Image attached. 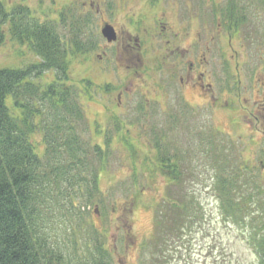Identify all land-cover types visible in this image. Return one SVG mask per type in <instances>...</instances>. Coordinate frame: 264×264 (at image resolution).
<instances>
[{"label":"rangeland","instance_id":"1","mask_svg":"<svg viewBox=\"0 0 264 264\" xmlns=\"http://www.w3.org/2000/svg\"><path fill=\"white\" fill-rule=\"evenodd\" d=\"M0 1L7 11L11 12L19 5L29 9L30 15L41 22L55 21L59 29L64 28L66 39H69V14L85 17L83 38L96 42L91 49L93 53L100 52V46L105 40L100 33L102 23L100 24V14L94 15L92 10L88 11L89 0ZM106 2L107 0L101 1V8L105 12L102 16L113 20ZM232 2L242 7L252 5L249 9L239 7L237 11L240 16L247 13L248 22H233V27L230 28L233 33L230 34L234 61L238 62L240 72L233 74V92L223 93L219 100H214V105L204 102L208 107H198L195 103L203 100L198 89H187L186 97L190 100V107L185 110L184 107L181 108V102L170 109L158 107L159 110H142L130 106L120 110L116 107L115 86L118 80L113 75L115 70L111 67L109 72L107 69L110 66L102 67L105 63L97 55L94 65L88 63L87 54L90 51L86 54L67 55L71 83L84 96L81 103L88 121L90 139L104 147L105 132L112 135L110 146L107 147L110 149L99 176L100 201L91 204L89 220L103 231L105 229L107 245L115 264H139L150 257L161 255L166 256V264H257L244 224H234L221 218L212 190L217 162L213 159V154L209 153V143H213V151H224L227 160H231L228 153L231 150L235 155L234 162H245L252 171H257L258 174L260 172L257 185L261 187V194L258 201L259 211L264 216V116L261 113H264V7L260 0ZM227 3L228 0H197V6L192 8L200 10L202 17L208 14L209 25L215 29L218 23L223 26L227 22ZM130 4L131 0H128L124 5ZM213 5L216 19L209 15L213 13ZM61 13L66 17L65 27L60 22ZM115 13L116 17L120 16L118 20H123L125 7L119 8ZM118 25L116 23L117 27ZM121 26L123 27L122 24ZM202 27L204 28V24ZM163 43V38L154 37L151 45L155 50L151 52L150 59L155 55L161 57ZM202 43L205 44L203 38ZM219 46V50L230 48L226 44V37L214 40V46L207 53L209 64L214 70L211 73H214L217 83V74L224 67L217 50ZM227 51L230 52L229 49ZM36 61L38 57L30 46L26 42H17L6 30V39L0 44V66L18 68ZM146 67L148 62L143 69ZM153 75L156 79L165 76L159 69H153ZM52 77V72L46 73L40 80L46 82ZM236 78H240L239 86L236 85ZM82 80H88L92 85L84 86ZM106 85L109 86L108 91L105 90ZM215 87L217 92L222 89L218 84ZM236 90L240 91V95ZM135 99L138 100V97ZM6 104L8 107L12 106L11 96H7ZM168 109L176 117L170 116ZM253 113L261 120L255 121L252 117L250 122ZM165 128L168 134L164 142L160 139V144L163 142L167 150L171 149L170 154L178 153L182 176L180 184L171 180L169 182L162 174L152 146L157 139L155 133ZM35 139L39 142L40 134ZM241 166L245 168L244 164ZM255 182L254 178L253 181L250 180L252 189ZM177 200H181V203L172 205ZM183 200L186 203L192 202L190 207L191 213L194 212V219H184V227L176 232L155 224V219L163 217L164 213L168 218L173 217L175 211L169 206L179 210ZM95 205L96 214L93 211ZM180 213L176 212V215L183 217L184 213ZM256 223L260 226L261 221ZM158 236L164 252H159L157 247L150 244L149 240L155 237L156 241Z\"/></svg>","mask_w":264,"mask_h":264},{"label":"trees","instance_id":"2","mask_svg":"<svg viewBox=\"0 0 264 264\" xmlns=\"http://www.w3.org/2000/svg\"><path fill=\"white\" fill-rule=\"evenodd\" d=\"M63 14L59 16L65 27ZM84 18L69 14L66 39L64 28L59 29L55 21L41 22L19 5L7 11L0 1V44L8 30L11 38L26 42L38 57L23 67L0 66V264H115L105 229L89 220L91 204L100 201L99 176L112 135L105 132L104 147L92 142L81 103L83 93L71 83L68 71V53L86 54L96 44L83 38ZM51 72L49 81L40 80ZM81 83L92 85L88 80ZM7 96L12 98L11 107L6 104ZM163 131L155 133L152 145L157 164L169 182L180 184L179 155L170 154L171 149L162 144L168 134L166 128ZM209 144V153L217 162L212 190L220 216L244 224L257 264H264V216L259 211L261 187L257 185L260 172L252 171L245 162H234L231 150V160H227L224 151H213V143ZM177 203L181 200L172 205ZM191 204L183 200L179 210L169 206L175 215L168 218L164 213L155 224L179 231L185 220L194 219ZM180 211L183 217L176 215ZM149 241L164 252L160 236ZM165 257H150L151 262L148 258L139 264H166Z\"/></svg>","mask_w":264,"mask_h":264},{"label":"flooded vegetation","instance_id":"3","mask_svg":"<svg viewBox=\"0 0 264 264\" xmlns=\"http://www.w3.org/2000/svg\"><path fill=\"white\" fill-rule=\"evenodd\" d=\"M101 1L104 2V0L98 2L89 0L88 11L92 10L94 15L100 14V24L111 25L115 30L116 38L111 42L104 40L100 46V52L95 54L90 51L87 58L88 63L94 65L97 55V58L105 63L102 67L108 65L109 72L111 67L115 70L113 75L118 80L115 86L118 109L132 106L142 110L149 108L159 110L158 107L170 108L179 102L188 104L190 100L186 97L187 89L200 91L203 100L195 103L199 105L198 107H204L207 106L204 102L214 105V100L217 98L219 100L223 93L233 92V74L239 73L240 69L238 62L234 61V48L231 46L233 33L230 32V28L233 27V22H248L246 20L248 14L244 13L240 16L237 11L239 7L249 9L252 5L242 7L228 0L225 11L227 22L223 26L218 23L219 26L212 29L207 18L208 14L202 17L200 10L192 8L197 6V0H131L130 5H124L128 0H107L105 4L113 16L114 23L113 20L102 16L105 12L101 8ZM260 1L264 7L263 0ZM123 6L126 13L123 20H118L120 16L116 17L115 12ZM213 7L211 8L213 13L209 15L212 19H216L215 5ZM220 11L222 13V10ZM115 17L117 19H114ZM116 23L119 24L118 27ZM246 33L251 37L249 32ZM156 36L164 39L163 53L161 57L155 55L150 59L151 52L155 50L151 44ZM224 37L230 48L219 50V46L217 49L224 65L217 74V83L214 73H211L214 70L209 64L207 53L214 46V40L218 38L222 40ZM202 38L205 44L202 43ZM147 62L148 67L143 69ZM123 68L126 70H122ZM153 69H159V72L165 75L164 78L156 79ZM216 84L222 87L218 92ZM239 84L240 78H236V85L239 86ZM239 92L236 90V93L239 94ZM136 96L138 100L135 99ZM209 108L212 109V106ZM261 113L264 116V113ZM252 117L255 121L258 119V116L253 113L249 119L250 122Z\"/></svg>","mask_w":264,"mask_h":264},{"label":"water","instance_id":"4","mask_svg":"<svg viewBox=\"0 0 264 264\" xmlns=\"http://www.w3.org/2000/svg\"><path fill=\"white\" fill-rule=\"evenodd\" d=\"M101 34L108 42H111V41L115 40V38H116L115 31H114L113 27L109 24H104L102 26ZM94 210L96 213L97 208L95 207Z\"/></svg>","mask_w":264,"mask_h":264}]
</instances>
